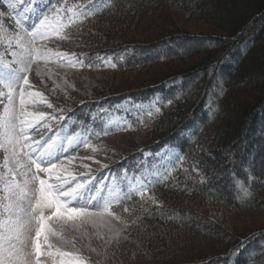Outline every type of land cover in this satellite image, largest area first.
<instances>
[{
    "label": "trees",
    "instance_id": "trees-1",
    "mask_svg": "<svg viewBox=\"0 0 264 264\" xmlns=\"http://www.w3.org/2000/svg\"><path fill=\"white\" fill-rule=\"evenodd\" d=\"M63 4L65 9L80 6L73 11L97 5L100 11L65 28L69 38L61 40L60 48L75 53L74 58L85 65L91 60L93 67H82L84 71L124 73L129 79L123 81L120 75L115 82L112 76L90 99L73 95L69 101L49 99V103L77 118L73 129L83 131L87 125L96 131L109 121L110 128H123L124 121L132 125L129 130L90 135L94 147L111 136H143L141 145L109 155L105 170L81 180L100 179L108 173V179L114 176L122 190L129 173L118 170H131L138 158L151 168L154 154L172 153L171 162L165 161L172 168L168 179L153 180L154 186L143 198L133 195L112 207L133 241L150 254L148 264L156 259L161 262L153 264H264V226L235 231L184 210L188 204L216 200L231 210L264 216V178L259 180L248 168L251 156L262 153L254 145L264 144V0H63ZM70 15L62 13L64 18ZM0 24L16 31L13 10L4 0H0ZM188 27L193 38L185 30ZM179 42L188 52L170 51ZM162 47L166 51L159 58L156 52ZM0 48L4 49L2 44ZM98 57H110L115 68H97ZM33 83L31 88L41 89ZM190 84L195 87L189 89ZM153 101L160 106L159 113ZM38 108L50 115L61 114L47 105ZM117 118L118 124L114 123ZM65 122L52 120V132ZM34 132L38 137L52 134L48 128ZM198 148L202 153H196ZM99 150L105 152L104 146ZM239 150L242 153L235 155ZM177 153L182 160L175 159ZM144 167L141 164L137 173ZM126 206L129 211H122ZM179 234L188 238L186 242L174 243ZM122 247L115 253L104 252L102 263L135 261ZM90 264L97 263L90 260Z\"/></svg>",
    "mask_w": 264,
    "mask_h": 264
},
{
    "label": "snow or ice",
    "instance_id": "snow-or-ice-1",
    "mask_svg": "<svg viewBox=\"0 0 264 264\" xmlns=\"http://www.w3.org/2000/svg\"><path fill=\"white\" fill-rule=\"evenodd\" d=\"M88 2L91 3V0ZM29 6L31 15L27 17V25L23 17L15 21L17 28L21 29L15 36H5L3 25L0 24V38L7 39L11 57L7 61L0 58V103H3V98L7 97V103H3V108L0 109V152H2V159H0V264H31L29 254L25 251V244L34 224L36 238L32 249L35 264H41L40 257L43 253L40 237L47 230V221L52 218L45 216L46 210L53 216L66 220L106 227L110 233H113L110 239L118 240L121 232L115 229L112 219L124 221H121L118 213L112 211L113 205L125 199H131L133 195L143 198L145 193L154 186L153 180L162 182L168 179V174L172 170L168 164H165L166 160L171 162L172 153L167 156L156 153L153 156L151 168L147 167L146 160L138 158L131 170L127 167L118 170L129 173L122 190L114 185V176L108 184H105V180L109 177L108 173L99 180H96L95 176H89L88 179L83 180L73 177L72 181L64 178L68 172L67 168L62 167L65 160L73 159L80 148L96 150L90 142V135L98 137L108 135L110 131L129 130L132 125L124 121L123 128L119 125L110 128L109 121L102 129L96 131L87 125L83 131L73 129L77 118L66 116L63 107L54 108L51 103H47V107L53 109V113L61 114L59 116L52 114L43 124L39 123L49 114L29 111L26 105L29 98L33 101L39 98L41 102H46L47 97L40 92L30 90L29 74L33 64L38 60H43L46 64L52 60L53 50L38 47V41H47L53 37L61 40L68 39L69 36L64 33V29L76 23L77 19L100 11V7L93 5L87 11H84L82 7L79 11H73V7L80 6L73 5L65 9L63 0H27L25 8L21 11L27 12ZM9 7L11 8L12 5ZM64 11L71 15L64 18L62 16ZM17 16L20 17V13H17ZM13 42L16 50H11ZM74 57L75 53L57 52L55 54L57 60L67 59L68 66L93 67L91 60L85 65L83 60H76ZM98 59L101 64L95 65L97 68L101 66L115 68L116 66L111 62L110 57L108 59L98 57ZM60 66L65 65L61 63ZM37 75L40 73L37 72ZM151 103L155 112L159 113L160 106L155 101ZM151 114L149 112V115ZM209 116L211 117V112ZM52 120L66 122L57 126L56 131L52 132ZM41 128H48L52 134L40 135L33 139L34 133L31 130L40 132ZM148 155L149 153H144V157ZM157 157L160 158L157 159ZM175 159L179 161L183 157L177 153ZM141 164H145V167L137 173L136 169L140 168ZM84 167L87 168L88 165ZM102 167L106 168L107 165ZM40 173H44L47 179L42 178ZM17 177L22 179L18 180ZM53 177L56 178L55 181ZM92 180H96V183L88 187ZM33 184L38 186L33 189L30 187ZM149 199L156 202L154 196ZM122 211L128 212L129 208L126 206ZM44 243H47L46 237ZM47 254L53 255L52 252ZM74 264H89V261L86 257H82Z\"/></svg>",
    "mask_w": 264,
    "mask_h": 264
},
{
    "label": "rangeland",
    "instance_id": "rangeland-1",
    "mask_svg": "<svg viewBox=\"0 0 264 264\" xmlns=\"http://www.w3.org/2000/svg\"><path fill=\"white\" fill-rule=\"evenodd\" d=\"M5 3L8 5H12L13 9V19L16 21L17 18L23 17L25 25H27V17L31 15V7L27 12H22L21 10L25 8L27 0H5ZM17 13H20V17L17 16ZM103 22V21H102ZM16 24H14L15 27ZM96 28V27H94ZM98 27L96 28V30ZM15 32L9 30V28L3 26V31L5 36L11 35L15 36L21 29L15 28ZM95 31V29H93ZM99 30V29H98ZM185 30H189L188 35H191V38L194 36V32L191 31L192 29L189 27ZM96 33V32H94ZM196 34V33H195ZM193 35V36H192ZM85 37V36H84ZM190 37V36H189ZM82 39V38H81ZM83 42V41H82ZM63 43L61 39L53 37L47 41H38L37 46L41 48H51L53 50L52 56L53 59L50 60L47 64L43 60H38L32 66V71L29 74V81L34 85L40 86L41 89L32 88L30 89L33 92H40L43 94L44 97H47L46 102H41L39 98H36L33 101L29 98V102L27 103L26 107L29 111L33 112H44L40 110L38 107L39 105H47L49 103V99L56 100H63L69 101L71 100V96L81 97L82 99H90L96 90H100L103 86L110 81L113 76V80H116L122 76V80L129 79L128 74H116L112 75L110 73L100 72L98 70H87L84 71L82 67H71L67 64V59L57 60L55 58V54L57 52L67 53L64 49L60 48V44ZM3 45L4 49L0 48V58L7 61L11 59L10 57V50L9 45L6 38L0 39V45ZM178 48L170 47V51L173 53L179 52L180 48H183V52H188L189 48L184 49L182 46V42L177 43ZM72 42L71 46L73 48H78L77 45ZM82 45V44H81ZM84 47V46H83ZM172 48V49H171ZM11 50H16L15 43L13 42ZM159 51L156 53L158 54L159 58H161V54L166 51V49L159 48ZM160 54V55H159ZM158 58V57H157ZM75 59V58H74ZM63 63L65 66H60ZM37 72L40 75H37ZM121 75V76H120ZM115 76V77H114ZM197 78H193L195 81ZM195 84V83H194ZM219 84V83H218ZM217 84V85H218ZM195 87L194 85L190 84L189 89ZM29 89L26 87V91ZM49 95H47V93ZM6 99L7 97H4ZM18 103V101H17ZM48 113V112H45ZM49 114V113H48ZM49 116H46L43 120L39 123L42 124L45 120H48ZM223 121V120H222ZM120 119L117 118L114 123L118 124ZM220 122V119H219ZM221 123V122H220ZM219 123V124H220ZM39 127V125H37ZM35 129L31 131L33 133ZM38 138L36 133L33 135V139ZM142 135H125V136H111L107 137L102 141L101 146H95V151L92 148H83L84 150L79 154H75L73 159L65 160L63 162L62 167L67 168L68 172L64 175V178L72 181V178L75 177L76 179L81 180L84 175L81 173H85V175H90L96 173L98 170H105L111 159L109 155H113L119 152H124L130 147L139 146L142 143ZM251 140V139H250ZM104 146L105 152L99 150ZM94 147V146H93ZM256 150L261 151V155L254 157L251 156V160L249 159L248 168L252 169V173L258 175V179L264 178V144L260 143L259 141L256 142L254 145ZM198 150V151H196ZM196 153H202L203 149L198 148L196 149ZM242 153L240 150L236 151L235 155H240ZM252 155V154H251ZM243 156V155H242ZM248 156V155H247ZM253 157V158H252ZM259 158V159H258ZM255 159H258L257 161ZM246 160V159H245ZM99 161V163H97ZM107 165V167H102V165ZM84 165H88L87 168ZM254 169V170H253ZM250 172L247 168L245 169ZM246 171V172H247ZM42 178L47 179L44 173L39 174ZM125 176V181L126 177ZM17 179H22L21 177H17ZM55 181V177L52 178ZM219 179V178H217ZM98 180V178L96 179ZM96 180H92L88 187L91 184H95ZM110 180H105V184H108ZM218 184L228 190L231 189V185L227 182L218 180ZM115 186L116 183H114ZM37 184L30 185L31 188L37 187ZM264 193V188L263 192ZM33 203L35 197L33 196ZM206 204H188L184 207L188 213L193 215H199L204 217L210 221L218 222L222 227H229L235 231H240L244 229H251L257 228V226H264V216L263 215H255V214H246L242 212H237L239 210H231L226 205L222 204L220 201H209L205 202ZM115 205V204H114ZM45 216H51L52 218L47 221V230L42 233L40 237L41 243V251L42 255L40 257L41 264H74V262L82 257H86L87 260L96 261L97 264H103L101 258L104 257V252L115 253L122 248L131 256V262H126V264H148L151 260L149 259L150 254L145 251H142V246L140 243L133 241V237L127 233L126 223L116 221L112 218V224L115 226V229L121 232L120 237L118 240L110 239L113 233H110L106 227L100 225H92V224H84L77 221H70L63 219L61 217L53 216L50 211H45ZM122 221V220H121ZM163 232V231H162ZM161 232V234H163ZM35 233H36V226L35 224L32 227L29 239L26 241L25 244V251L29 254V260L31 264H35V256L33 254V241L35 240ZM45 237L47 239V243H44ZM125 237H127L125 239ZM177 239L175 242H181L183 239L186 242L187 237L179 236L175 237ZM165 243H167L168 238L164 237ZM194 242V241H193ZM49 245L51 247H49ZM178 246V245H177ZM193 246H189L192 248ZM101 248H105L101 250ZM95 249V251H93ZM264 250V246H262ZM52 252L53 255L49 256L47 253ZM137 256V258H136ZM101 257V258H100ZM139 258V259H138ZM114 264H118L119 261L116 259L111 260ZM161 262V260H154L150 264ZM257 262V260L255 261ZM259 264V263H257Z\"/></svg>",
    "mask_w": 264,
    "mask_h": 264
}]
</instances>
